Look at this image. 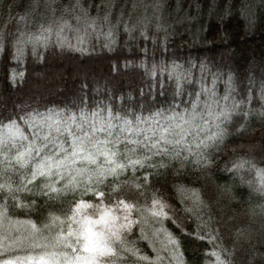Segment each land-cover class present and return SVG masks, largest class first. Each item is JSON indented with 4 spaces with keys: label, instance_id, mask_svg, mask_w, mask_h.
Instances as JSON below:
<instances>
[{
    "label": "snow or ice",
    "instance_id": "1",
    "mask_svg": "<svg viewBox=\"0 0 264 264\" xmlns=\"http://www.w3.org/2000/svg\"><path fill=\"white\" fill-rule=\"evenodd\" d=\"M192 4L197 16L184 11V0H175L174 9L169 0H151L150 4H143V16H138L135 23L124 25L126 47L134 46L139 40V51L147 56L148 50L143 42L148 41L153 56L159 55L161 59L133 63L131 73H121L119 61L110 67V71L114 68L121 76L139 78L138 81L133 80L134 95L120 96L122 103L119 108L114 100L123 89L114 87L111 107L97 102L95 109L89 111L90 105L84 95H77L74 91L71 95L78 112L48 108L42 113L21 108L19 112L8 115L0 111V256L11 257L0 260V264H164L165 256L161 253L167 254L168 264H173V261L184 264L183 254L179 252L180 240L166 227L169 221L185 237L207 239L219 248V252L211 253L216 258L215 264H235L236 249L215 243L221 237L220 227L212 228L211 208L205 202L201 189L189 186L185 181L190 172L199 173V179L211 174L213 168H219L233 179L238 177L260 197L258 205L250 204L243 215L250 218L259 216L264 220V167L260 166L264 164V155L258 163L255 157L234 155V148L227 153L222 166L216 163V155L227 147L229 137L247 133L246 118H258L264 126V59L259 66L258 89L255 75L248 76L251 91L236 88L237 77L231 70L227 79H223V68L229 66L235 55L230 47L226 48L219 63L209 58L197 62L191 56L186 57L183 63L178 62L180 53L168 51L175 43L170 40L176 34L173 23L196 20L202 14L203 6L198 0H192ZM115 7V0H100L98 14L93 17L84 0H70L68 6L61 5L59 0H33L31 11L21 20L27 21L29 16H33L38 21L36 31L20 32L15 36L10 42L14 51L10 53L7 37H0V52L10 54L11 59L17 62L29 57L46 64L60 57L69 58L65 49L81 56L91 55L92 49L86 47L88 41L85 39L91 34L102 35L103 48L113 52L121 43L119 21L112 24ZM139 7L141 4H134L133 12ZM232 7L231 0L223 9L218 0H208L207 14L223 21L231 15ZM149 9L151 15L147 14ZM101 11L102 16L99 14ZM173 13L176 14L174 21ZM240 13L250 28L255 26L252 5L245 3ZM69 18L76 21L79 27L75 30L82 33L78 35L75 46L68 44L63 37L66 29H72ZM120 20H123V14ZM104 26L107 31L103 30ZM190 35L192 47L202 46L209 50L218 42L228 45L231 39L226 31H218L209 39L208 29L204 27L197 28ZM50 47L51 52L48 51ZM56 48L60 51H55ZM136 58L140 59L139 56ZM256 67L252 65L251 69ZM197 70L201 91L195 93L194 99L181 110L183 86L193 83ZM12 78L15 80L16 73ZM209 80L211 87L206 86ZM221 80L226 87L225 101L232 99V94L238 91L241 95L240 100L232 99L230 107L227 104L221 107L216 98V85ZM169 82H174L172 102L167 108L154 107L160 103L158 99H152L154 87L157 90L155 96L162 95L167 101ZM83 87L82 83L81 92ZM178 97L181 98L180 103H176ZM217 108L220 110L216 111ZM144 112L148 115H143ZM205 113L212 120L204 119ZM198 120H203V123H198ZM25 128L34 134L30 141ZM65 135L67 139H61ZM254 148L255 145L249 146L250 151ZM246 172L254 179L245 180ZM169 174L173 177L172 191L183 208L174 207L152 188L150 178H167ZM220 191L229 200L235 198L228 185L221 186ZM89 194L97 197L100 203H83V198ZM113 197L117 202L115 209L102 206L105 200L111 203ZM25 200L28 203H24ZM56 201L61 202L60 211L67 218V227H61L65 221L56 215ZM42 202L48 204L47 217H38L36 222L10 218L15 215L17 207L25 209L29 216L33 212L39 213ZM64 203L68 205L66 211H63ZM89 208L99 212L98 219L93 220L84 213ZM189 218L197 224L195 236L191 231H185ZM230 219L235 220L236 217ZM73 224L79 227L73 228ZM234 236L239 241L250 237L251 233L244 227H237ZM261 240H264V234ZM141 242L151 247L154 258L144 254ZM36 249L42 250L41 255L34 257L29 254ZM255 260L253 256L252 261ZM260 264H264V255L260 257Z\"/></svg>",
    "mask_w": 264,
    "mask_h": 264
},
{
    "label": "trees",
    "instance_id": "2",
    "mask_svg": "<svg viewBox=\"0 0 264 264\" xmlns=\"http://www.w3.org/2000/svg\"><path fill=\"white\" fill-rule=\"evenodd\" d=\"M69 0H59L61 5H64ZM116 7L112 12V24L116 25L119 21V36L121 43L113 52H107L103 48L104 37L102 35L97 36L91 34L85 39L88 41L86 47L92 49L91 55L81 56L78 53L69 52L65 49L69 58L60 57L54 60H50L48 63H37L34 58L25 57L24 60L17 62L11 59V55H6L0 52V111L13 115L14 111L19 112L21 108L35 109L39 112H47L48 108H56L57 110H71L78 112V108L74 105L76 101L71 95L72 92H76L77 95H84L85 101L90 105L89 111L95 109V105L99 102L101 105L112 106L113 97L112 92L114 87H120L123 89L122 93H118L115 97L114 103L117 108L120 107L122 100L121 95H134L135 84L133 80L138 81V77H131L129 75H119L117 71L110 67L115 65L117 61L120 64L121 73H131L133 70L130 67L133 63L139 64L140 60L145 62H156L161 59L159 55L153 56L152 47L148 41H144V48L148 50L147 56H144L140 49V41L137 40L134 46L126 47L125 41L127 35L124 32V25L129 23H135L138 16L145 14L143 4H150L151 0H115ZM172 8H175V0H169ZM203 6V12L199 17L191 23L185 22L183 24L173 23V27L176 30L174 37H170V40H174L168 49L169 52L176 50L180 53L181 59L178 62L183 63L185 58L191 56L194 59L209 58L215 60L217 63L221 60L227 47H230L234 52V56L229 63L228 67H224L225 73L223 79H227V73L229 70L233 71L236 79V88L249 89V75H255V86L258 89L261 77L260 64L264 59V3L261 0H231L233 4L231 15L226 17L223 21L218 18H210L207 14L208 0H198ZM33 0H0V37L6 36L9 42V53L14 51L11 49V41L20 32L32 31L36 28V22L33 21V16L28 20V24L23 23L22 16H25L27 12L31 11V5ZM221 9L229 3V0H218ZM253 6L255 12V26L249 27L247 21L240 13V8L245 4ZM141 4L135 12H133V5ZM192 5L189 7V5ZM85 7L90 9V15L95 17L98 14L100 8V0H84ZM184 11H187L191 16H197L195 5L192 4V0H184ZM101 16L103 12L99 13ZM123 14V20H120V16ZM148 15H151V10H148ZM183 12L181 13V15ZM131 16V20L129 17ZM71 21L72 29H66L63 33L64 40L73 46L77 43L79 34L75 29L79 27L76 21L69 18ZM173 21L176 19V14L173 13ZM204 27L208 29L209 39L216 36L218 31H226L230 33L231 39L228 45L220 44L219 42L212 48L206 49L202 46L192 47L190 42L192 37L190 33L197 28ZM24 28L26 30H24ZM104 31H107V27L104 26ZM55 42V40L53 41ZM49 52L52 51L50 47ZM55 51L59 52L60 49L56 48ZM139 56L140 59L136 57ZM127 57V59H125ZM166 59V58H165ZM225 59H227L225 57ZM129 67H125V65ZM252 65H257L255 69H251ZM188 65L185 64V67ZM142 71V70H141ZM13 73H16L15 80L12 78ZM199 71L195 72L192 84H185L181 104V110L185 105L194 99V94L201 91V85L198 83ZM83 83V91L81 92V84ZM207 87H211V81H207ZM167 87L169 88V96L165 101L164 96L156 97L154 87V94L152 99L159 100L160 103H156L154 107L167 108L168 104L172 102L171 90L174 87V82H169ZM99 89V91H97ZM105 93L107 99H105ZM226 95V87L223 80L218 81L216 85V98L219 100L221 107L224 105L231 106L232 99L240 100L241 95L239 91L232 94V99L225 101L223 97ZM91 98V99H89ZM181 98H177L176 103H180ZM205 97H202V100ZM258 108L259 105H256ZM203 109V104L201 105ZM220 109L217 108L216 111ZM143 115L147 116L148 113L144 112ZM204 119L212 120V117L204 114ZM248 119L247 133L243 136L229 137L227 141V147L216 155V163L223 165L227 159V153H231L235 148L234 155L255 157L259 163L261 156L264 155V126L261 125L258 118H246ZM198 123H203V120H198ZM6 123V122H5ZM23 126V125H22ZM212 125L209 124V127ZM214 130V129H213ZM25 135L29 137V141L33 139V132L31 129L25 128ZM101 138H103L101 136ZM61 139H67L66 135ZM39 143V142H38ZM255 145L253 150H249V146ZM22 150V149H21ZM264 167V164H260ZM200 174L190 172L186 178V183L189 186H195L202 191L205 202L210 206L213 217L212 228L220 227L221 237L215 243H222L229 249L235 248L238 255L235 258V264H260V257L264 255V240H261V235L264 234V220L259 216L250 218L246 215V211L249 205H258L260 202L259 194L252 191L248 187L247 183L242 182L238 177L233 179L228 173L221 171L219 168H213L212 173L206 175L203 178H197ZM245 180L254 179L249 173H244ZM131 178V172L129 173ZM140 179V177H137ZM152 188L158 190L174 207L183 208V205L179 203L176 194L172 191L171 185L173 177L171 174L165 178L161 176L159 178L152 177ZM228 185L232 188L233 200H229L226 196H223L220 191V187ZM107 191V190H106ZM149 190V194H150ZM71 199V197H69ZM28 203L27 200L23 201ZM77 203L80 202L77 198ZM83 203L96 205L100 203L97 197H93L91 194L83 198ZM116 199L112 198L111 203L107 200L103 201L102 206L115 209ZM54 207L57 209L56 215L60 216V219L65 221V224L61 227H67V218L62 215L61 202H54ZM67 203L63 204V211L67 210ZM75 207V204L73 205ZM258 210V209H257ZM23 213V214H21ZM84 213L89 218H95L99 212L93 208L85 209ZM183 215V213H181ZM48 216V204L41 203L39 213L33 212L31 216L27 214L25 209L17 207L15 209V215H11L10 218L13 221L16 220H28L32 219L36 222L38 217L44 218ZM235 216L236 219L232 220L231 217ZM207 219V217H205ZM219 222V223H218ZM227 224L226 227L223 224ZM169 232H171L177 239L180 240L181 247L179 252L184 264H215V256L211 255L212 252H219L220 249L214 247L213 243H210L207 239L199 240L194 238H188L183 235L179 228L170 221L166 224ZM237 227H244L246 231L251 233L250 237L241 238L236 240L234 232ZM197 224L193 219L189 218L186 222L185 231H191L193 236L196 234ZM139 235V232H136ZM249 240L251 243H249ZM140 247L144 250L145 255H149L150 258H154L151 247L145 242L140 243ZM42 250L36 249L29 254L36 257L41 254ZM23 255V254H22ZM165 256L164 264H168L167 254L161 253ZM255 256L256 260L252 261V257ZM38 257V256H37ZM11 257L0 256V260ZM173 264H176L173 261Z\"/></svg>",
    "mask_w": 264,
    "mask_h": 264
},
{
    "label": "rangeland",
    "instance_id": "3",
    "mask_svg": "<svg viewBox=\"0 0 264 264\" xmlns=\"http://www.w3.org/2000/svg\"><path fill=\"white\" fill-rule=\"evenodd\" d=\"M69 3H70V0H69L67 3H65L63 6H68ZM28 14H29V12H27L25 15H28ZM30 18H31V16H29L28 20H30ZM28 20H27V21H23V20H22L23 23H25V27H26V23L28 24ZM33 21L36 22V27H37V22H38V21H36L34 17H33ZM69 22L71 23L70 19H69ZM76 24H77V23H76ZM24 30H26V29L24 28ZM32 31H33V32L36 31V28H35L34 30H32ZM25 32H26V31H25ZM78 218H79V217H78ZM98 218H99V214H98L95 218H92V219H93V220H96V219H98ZM72 227H73V228H77V227H79V225H75V224H73ZM95 227H98V226H94V228H95ZM39 255H41V254H39ZM39 255H37V256H39ZM37 256H36V257H37Z\"/></svg>",
    "mask_w": 264,
    "mask_h": 264
}]
</instances>
